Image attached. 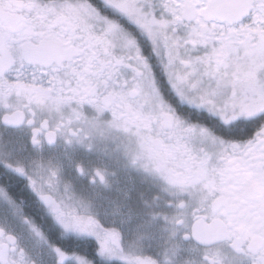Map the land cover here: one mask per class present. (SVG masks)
Instances as JSON below:
<instances>
[{"label":"snow or ice","instance_id":"snow-or-ice-1","mask_svg":"<svg viewBox=\"0 0 264 264\" xmlns=\"http://www.w3.org/2000/svg\"><path fill=\"white\" fill-rule=\"evenodd\" d=\"M0 264H264V0H0Z\"/></svg>","mask_w":264,"mask_h":264}]
</instances>
